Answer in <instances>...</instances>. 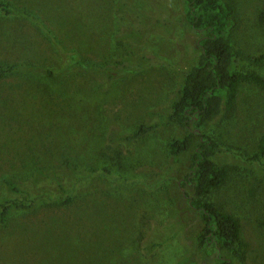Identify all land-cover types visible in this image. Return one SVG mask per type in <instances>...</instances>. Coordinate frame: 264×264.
<instances>
[{
  "label": "rangeland",
  "instance_id": "obj_1",
  "mask_svg": "<svg viewBox=\"0 0 264 264\" xmlns=\"http://www.w3.org/2000/svg\"><path fill=\"white\" fill-rule=\"evenodd\" d=\"M4 1L35 13L69 54L28 20L0 12V63L28 61L54 73L0 77V177L22 174L32 162L66 157L96 170L93 177L80 174L70 204H41L1 226L0 264H206L190 239L194 213L183 203L171 212L169 197L177 201L174 182L183 173L167 153L176 126L162 124L128 148L121 146V166L106 141L112 130L125 134L140 123L164 122L158 114L198 55L193 36L180 27L170 35L149 34L141 49L153 55L155 65L106 81V73L86 69L75 55L99 64L129 48L118 49L113 41L129 23L126 15L115 13L117 0ZM158 1L135 4L150 11ZM230 1L239 22L234 42L243 53L257 55L264 49V0ZM170 3L179 20L180 0ZM241 68L264 76V64L244 60ZM263 130L264 92L250 83L239 87L232 116L208 127L220 143L215 160L230 170L224 184L205 198L240 225L243 257L225 251L230 264H264V157L253 158ZM100 163H112L111 174ZM118 185L124 190L112 189Z\"/></svg>",
  "mask_w": 264,
  "mask_h": 264
},
{
  "label": "trees",
  "instance_id": "obj_2",
  "mask_svg": "<svg viewBox=\"0 0 264 264\" xmlns=\"http://www.w3.org/2000/svg\"><path fill=\"white\" fill-rule=\"evenodd\" d=\"M171 7L170 0H161L148 11L139 8L135 0H117L115 13L126 15L129 23L114 34L113 41L118 49H130L127 48L122 55L102 58L99 64L78 55L75 58L86 69L103 75L106 73L105 80L111 81L120 73H139L155 65L153 55L141 49L149 34L170 35L180 27L193 36L198 55L182 71L173 97L162 115L158 114L165 119L164 122L140 123L125 134L112 130L107 135V150H113L116 163L121 166V146L128 148L162 124L176 126L178 134L168 140L167 153L169 162L182 166L183 173L174 182L179 195L177 201L171 195L169 197L173 205L171 212H175V204L183 203L194 213L190 239L206 264H230L225 251L234 257H243L240 225L236 216L205 198L224 184L230 170L228 165L215 160L220 152V143L208 132V127L217 118L229 119L232 116L239 87L243 83L253 84L264 92V76L241 68L244 60L253 65L264 64V49L257 55H247L236 46L234 35L239 22L236 7L230 0H180L182 16L179 20L173 17ZM0 12L28 20L47 35L62 54H69V50L49 34L35 13L13 8L4 0H0ZM137 47L139 49L135 51ZM19 71H42L49 77L54 75L51 69L28 61L0 63V77ZM263 157L264 130L253 152V158ZM32 163L22 174L0 177V227L5 226L15 213L32 211L41 204H70L74 201L80 174L89 177L96 170L95 167H83L68 157L55 162ZM111 164L100 163L102 171L111 174ZM112 189L123 191L124 186ZM157 245L151 244L150 248Z\"/></svg>",
  "mask_w": 264,
  "mask_h": 264
}]
</instances>
